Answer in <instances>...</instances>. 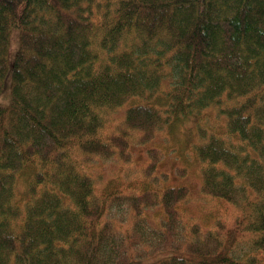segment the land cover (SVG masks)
I'll use <instances>...</instances> for the list:
<instances>
[{
	"label": "trees",
	"instance_id": "1",
	"mask_svg": "<svg viewBox=\"0 0 264 264\" xmlns=\"http://www.w3.org/2000/svg\"><path fill=\"white\" fill-rule=\"evenodd\" d=\"M7 72L0 264H264V0H0V93ZM210 107L226 123L192 147L222 207L205 230L183 216L189 186L157 175L162 148L127 170L134 145Z\"/></svg>",
	"mask_w": 264,
	"mask_h": 264
},
{
	"label": "rangeland",
	"instance_id": "2",
	"mask_svg": "<svg viewBox=\"0 0 264 264\" xmlns=\"http://www.w3.org/2000/svg\"><path fill=\"white\" fill-rule=\"evenodd\" d=\"M95 18L99 16V12L95 13ZM20 46L19 34L16 30H13L10 46L8 49L7 64L9 67L14 62L16 57V52ZM4 80V89L0 93V106L5 107L10 103V91L12 78L9 72L6 73ZM124 114L122 111L116 113L114 118L122 117ZM177 123L172 126L164 127L156 132V137L154 140L146 144V147L133 146L134 157L130 169L127 171L128 177H132L145 165L147 161L146 148L152 146H159L164 152V158L160 163V167L157 171V175L161 173H166L169 176L167 180V185H180L185 184L189 186V201L183 205V216L192 221L197 222L205 230L213 229L214 221L216 216L220 213L221 206L218 201L212 200L208 196L203 195L201 192L202 183V169L204 164L198 162L192 152V147L200 143L203 139L201 132H199L200 126L207 129L208 133L221 130L222 126L225 125L226 120L219 112L218 109L210 107L202 113L188 115L187 117L179 118ZM114 126V125H113ZM130 161V160H129ZM184 168V169H182ZM93 179H95L96 185H103L105 180L116 176V173H120L119 162L116 158L111 160L101 159L98 160L93 168ZM122 173V172H121ZM124 176V174H122ZM163 182V180H161ZM25 183L19 185L17 194L19 197L25 198L24 195ZM24 204L23 201H20ZM25 205V204H24ZM149 222L151 221L154 225L158 222L155 219L159 218L158 211L149 210ZM154 215V217H153ZM151 259L137 260L130 264H146L151 263Z\"/></svg>",
	"mask_w": 264,
	"mask_h": 264
}]
</instances>
